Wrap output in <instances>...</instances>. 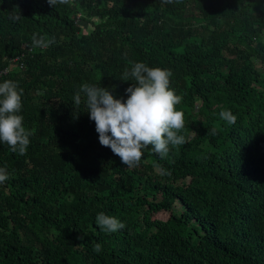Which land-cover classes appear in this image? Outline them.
Listing matches in <instances>:
<instances>
[{
    "label": "trees",
    "instance_id": "obj_1",
    "mask_svg": "<svg viewBox=\"0 0 264 264\" xmlns=\"http://www.w3.org/2000/svg\"><path fill=\"white\" fill-rule=\"evenodd\" d=\"M137 62L171 71L186 143L128 167L74 98L126 101ZM0 76L31 132L25 155L0 142V264H264V0H0Z\"/></svg>",
    "mask_w": 264,
    "mask_h": 264
},
{
    "label": "clouds",
    "instance_id": "obj_2",
    "mask_svg": "<svg viewBox=\"0 0 264 264\" xmlns=\"http://www.w3.org/2000/svg\"><path fill=\"white\" fill-rule=\"evenodd\" d=\"M71 0H48V4H70ZM171 4L173 0H161ZM19 17H22L19 13ZM54 39L33 34L32 44L37 48H47ZM171 71L159 67H149L143 62L133 63L124 72L123 81H133L125 91L126 101L116 98L113 89L84 83L75 96V104L81 103V95L86 96L89 119L95 122L101 146L108 147L119 156L128 167L138 166L143 150L150 145L161 158L169 153V146L186 143L185 137L178 134L185 127L184 112L177 110L182 97L170 89ZM23 89L12 80L0 83V142L6 143L13 152L25 155L30 144L31 132L23 126ZM220 118L229 125L236 123L237 117L231 110H223ZM9 179L6 167H0V184ZM97 225L108 232H116L125 225L114 216L103 212L96 217ZM83 239V237H80ZM96 253L101 252L99 243L93 245Z\"/></svg>",
    "mask_w": 264,
    "mask_h": 264
},
{
    "label": "built area",
    "instance_id": "obj_3",
    "mask_svg": "<svg viewBox=\"0 0 264 264\" xmlns=\"http://www.w3.org/2000/svg\"><path fill=\"white\" fill-rule=\"evenodd\" d=\"M1 77V76H0Z\"/></svg>",
    "mask_w": 264,
    "mask_h": 264
}]
</instances>
